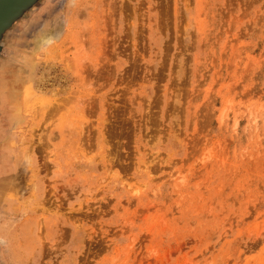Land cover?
Instances as JSON below:
<instances>
[{
	"label": "rangeland",
	"instance_id": "rangeland-1",
	"mask_svg": "<svg viewBox=\"0 0 264 264\" xmlns=\"http://www.w3.org/2000/svg\"><path fill=\"white\" fill-rule=\"evenodd\" d=\"M0 264H264V0L17 11Z\"/></svg>",
	"mask_w": 264,
	"mask_h": 264
},
{
	"label": "water",
	"instance_id": "water-1",
	"mask_svg": "<svg viewBox=\"0 0 264 264\" xmlns=\"http://www.w3.org/2000/svg\"><path fill=\"white\" fill-rule=\"evenodd\" d=\"M30 0H0V33L8 21Z\"/></svg>",
	"mask_w": 264,
	"mask_h": 264
},
{
	"label": "bare ground",
	"instance_id": "bare-ground-1",
	"mask_svg": "<svg viewBox=\"0 0 264 264\" xmlns=\"http://www.w3.org/2000/svg\"><path fill=\"white\" fill-rule=\"evenodd\" d=\"M45 32H46V31H45ZM43 34H44V33H43ZM49 36H50V34H49ZM43 38H44V37H43ZM53 39H54V38H53ZM45 42H49V39L46 38V37H45ZM31 46H32V45H31ZM27 86H28V85H27ZM28 91H29V90H28ZM28 91H27V92H28ZM27 155H28V153H27Z\"/></svg>",
	"mask_w": 264,
	"mask_h": 264
}]
</instances>
